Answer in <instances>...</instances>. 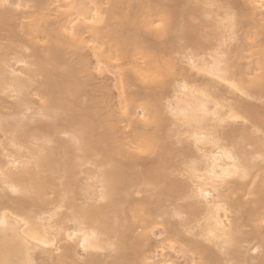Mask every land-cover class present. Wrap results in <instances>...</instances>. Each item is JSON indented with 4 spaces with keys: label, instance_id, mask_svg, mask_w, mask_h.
<instances>
[{
    "label": "bare ground",
    "instance_id": "6f19581e",
    "mask_svg": "<svg viewBox=\"0 0 264 264\" xmlns=\"http://www.w3.org/2000/svg\"><path fill=\"white\" fill-rule=\"evenodd\" d=\"M243 1L212 6L235 44L211 55L203 0H0V264H264V0Z\"/></svg>",
    "mask_w": 264,
    "mask_h": 264
},
{
    "label": "rangeland",
    "instance_id": "374dc122",
    "mask_svg": "<svg viewBox=\"0 0 264 264\" xmlns=\"http://www.w3.org/2000/svg\"><path fill=\"white\" fill-rule=\"evenodd\" d=\"M207 1V0H206ZM206 1H204L203 0V2H206ZM231 2L233 5H236L237 7L238 6H244V1L243 0H218L217 1V3L215 4V5H220V4H224L225 2ZM243 1V2H242ZM208 2V4H206ZM206 3H203L204 4V8L202 7V9H203V12L204 13H201V15H198L197 16V18H196V21L197 22H195V20H194V22L195 23H199L201 26V34H204L203 32L205 31L207 34V37L210 39L211 38V45H207L206 46V44H204V43H201L200 44V46H199V44H198V46L196 47V49H197V52H199L200 50H202V48L204 49L203 50V54L204 53H211V55H214V54H216L217 52H224V53H227L228 52V50L233 46V44H235V42H232V43H229V44H223L222 43V39L223 38H221V35L223 34V28L222 27H220V25L223 23V21H219L220 19V15L222 14V13H220L221 11H222V9H223V11L225 10V8H220L219 9V7H212V6H210V3H209V1H207ZM218 2H220V4L218 3ZM236 3V4H235ZM238 3V4H237ZM240 3V4H239ZM241 3H243L242 5H241ZM208 5V6H207ZM219 9V10H217V9ZM221 10V11H220ZM233 10H237V9H233ZM206 13V14H205ZM219 13H220V15H219ZM218 15V16H217ZM202 20H204V21H202L201 22V19ZM198 21H200V22H198ZM219 21V22H218ZM220 22H222L221 24H220ZM218 23V24H217ZM204 26V27H203ZM217 26H219V27H217ZM222 28V29H221ZM224 35H225V33H224ZM222 41H221V40ZM209 41V42H210ZM221 41V42H220ZM180 42H182V41H180ZM179 42V44L178 45H181L182 46V43H180ZM183 45H185L184 43H183ZM213 45H215V46H213ZM227 45V46H226ZM186 47H185V49H184V53H175V54H172L171 56H173V57H175V59L177 58V60H180L183 56H184V54L185 53H187V52H191L192 50L193 51H195V47L194 46H191L190 48H189V46H187V45H185ZM206 46V47H205ZM206 48V49H205ZM201 52V51H200ZM225 56V55H224ZM164 57L165 58H169V56L168 55H164ZM182 65H184L183 63H182ZM186 65V64H185ZM110 75V74H109ZM107 76L108 78H103V77H101L102 75H99V74H96V73H93V75H91L90 77H89V83H91L92 81H94V82H92L91 84H97V87H98V85L99 84H101L102 82L101 81H99V80H102V78L103 79H106V82L108 81V84H112L113 83V81H112V75L111 76ZM109 77H111L110 79H109ZM92 78H94V79H92ZM103 81V80H102ZM112 82V83H111ZM139 83H134L133 85H131L130 87H129V89L128 90H130V91H133V90H137L138 88H139ZM115 87L113 86H109V89H107V92H109V93H106L105 91H106V89H105V91H104V94H103V90H100V87H99V89L98 90H96V92L98 91H100L99 92V94L97 93V94H94V95H96V97L97 96H99L100 94H103V95H105V93H106V95L108 94L109 95V97L107 98L106 97V100H105V103L104 102H102V104H103V106H105L106 104H108V105H111V106H113L112 104H109V103H113L114 104V106H115V104H116V100L118 99V97L117 96H115L116 95V92H117V90L116 89H114ZM97 89V88H96ZM95 91V90H94ZM102 91V92H101ZM95 92V93H96ZM112 92V93H111ZM167 96H168V93H167ZM36 98V97H35ZM108 99H109V103L107 102L108 101ZM97 100V99H96ZM95 100V97L93 98V102H95L96 101ZM100 104V105H99ZM98 106H102L101 105V102L100 103H98L97 104ZM105 112V108H104V111H103V113ZM101 113H102V109H101ZM167 117H168V119H173L174 120V118L173 117H171L169 114H167ZM171 119L170 120H168L166 123L167 124H174V126L176 125L175 124V122H172L171 121ZM165 123V124H166ZM166 124V126H169V128L167 127V130H166V132L168 131V133L172 130L170 127H171V125H167ZM165 126V125H164ZM173 125H172V127H174ZM177 129V126L175 127V130ZM180 129H184V127H180L179 128V130ZM2 131H0V139H2L3 137H4V132H2ZM172 133H174V131H172V132H170V134H172ZM181 134L182 135H184L183 134V130H181ZM178 136V135H177ZM181 136V135H180ZM174 137H176V135H174ZM174 137H173V139H174ZM182 137V136H181ZM171 139H170V141L172 140V137H170ZM184 138V137H183ZM169 140V139H168ZM176 140V139H175ZM175 140H173V141H175ZM184 144V143H183ZM183 144H182V146H183ZM177 145V147H179L180 145H181V143L180 144H175L174 143V146H176ZM181 146V147H182ZM0 149H1V147H0ZM178 157H180V156H178ZM175 158V157H174ZM177 158V157H176ZM179 159V158H178ZM178 159H176V162H175V164H177V166L179 167L180 165H181V163H180V165H178L179 163H178ZM181 161V160H180ZM179 161V162H180ZM181 167V166H180ZM176 174L175 175H177L178 173L177 172H175ZM173 174H174V172L172 173V176H173ZM179 174H181V177H182V175H183V177H187V175L188 174H186V171L185 172H183V174H182V172L181 173H179ZM174 175V176H175ZM176 177H178V178H180V175H178V176H176ZM183 177L182 178H180V179H183ZM184 178V179H185ZM244 196H247V195H244ZM249 196H247V198H248ZM245 199H246V197H244ZM249 224L251 223V222H248ZM252 224V223H251ZM264 226V225H263ZM246 228V227H245ZM244 228V229H245ZM247 229V228H246ZM263 231H264V227H263V229H262ZM154 233L156 234V236H158V234H159V231H158V229L156 228V229H154Z\"/></svg>",
    "mask_w": 264,
    "mask_h": 264
}]
</instances>
